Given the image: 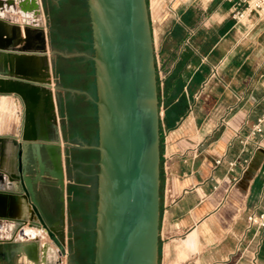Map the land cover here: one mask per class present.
Instances as JSON below:
<instances>
[{
	"label": "crops",
	"instance_id": "crops-1",
	"mask_svg": "<svg viewBox=\"0 0 264 264\" xmlns=\"http://www.w3.org/2000/svg\"><path fill=\"white\" fill-rule=\"evenodd\" d=\"M147 1L152 33L160 36L163 67L165 71L172 72L180 66L183 73L184 85L174 102L184 95L188 103L185 113L174 126L169 127L166 119L163 123L158 264H264V229L250 227L247 222L250 213L264 211V130L256 134L252 132L264 115V5L255 8L254 3L258 0ZM40 2L42 30L48 39V50L59 51L53 56L54 67L59 57L90 58L88 52L65 48L81 47L78 40L82 35L80 30L85 28L88 18L91 24L88 0ZM6 7L4 4L0 8V21L5 33L11 35L12 25H18L21 37H24L23 16L10 12ZM242 11H246L245 16L238 20L235 14ZM53 17L59 18L60 22L53 24ZM187 39L189 43H186ZM31 43L35 47L36 39ZM21 45L14 47L16 52H21ZM185 51L195 55V61L193 57L183 60ZM28 53H35V61L24 64L29 70L40 72L48 58L34 49ZM48 57L51 59L50 54ZM221 58L226 59L221 82L213 80L204 85L212 65ZM13 65H17L15 60ZM193 82L196 85L189 89ZM65 88L68 89L62 90L75 89L78 92H70L91 99L87 90ZM13 100L19 102L20 111ZM228 106L234 109L228 121L223 123L221 116ZM14 112L21 121L10 119ZM23 124L24 104L21 98L16 94H0V135L20 138ZM63 134L62 140L70 142ZM80 134L77 144L88 143ZM50 135L53 139L57 137L55 131ZM12 147L15 148L14 144ZM88 149L91 148H69L73 154L70 161L92 166L95 162L86 159ZM82 154L83 158L79 156ZM17 157L16 148L9 156L7 171L17 166ZM219 158L223 159L221 164L216 163ZM67 159L63 151L64 164ZM234 160L237 165L230 171L228 162ZM65 170L67 189L66 165ZM47 180L56 186L54 179ZM36 190L46 220L54 222V205L46 202L37 184ZM79 210L87 219L90 217V212ZM12 223L0 219V235H7ZM29 228L36 231L35 236L39 234L38 228L42 230L38 261L33 262L46 263L58 255L51 240L45 238L47 232L41 224L29 225ZM62 231L64 250L67 243L77 240L81 254L94 258L95 225L91 228L83 221L72 224L64 218ZM25 232L30 237L34 236ZM45 244L48 248L43 261ZM53 244L58 251V244Z\"/></svg>",
	"mask_w": 264,
	"mask_h": 264
},
{
	"label": "water",
	"instance_id": "water-1",
	"mask_svg": "<svg viewBox=\"0 0 264 264\" xmlns=\"http://www.w3.org/2000/svg\"><path fill=\"white\" fill-rule=\"evenodd\" d=\"M4 4L10 12L23 16L25 35L21 37L18 25H12V34L7 35L0 21V94L21 98L24 124L20 138L0 135V219L41 224L62 254L63 221L46 220L36 184L47 177L55 180L61 218H65L63 151L96 149L99 171L93 264H158L161 118L148 1L88 0L94 49L89 56L95 65L96 96L87 94L97 106L98 141L81 145L61 138L56 92L68 88L53 80V56L59 51L48 50L40 0H0V8ZM32 39L37 41L35 47ZM21 43V52H16L14 47ZM33 49L48 58L38 73L24 64L35 61V53H28ZM49 126L55 129L54 139ZM16 148L22 160L21 176L7 171L9 156ZM30 154L38 163L34 175L27 168ZM19 183L24 191L14 189Z\"/></svg>",
	"mask_w": 264,
	"mask_h": 264
},
{
	"label": "rangeland",
	"instance_id": "rangeland-1",
	"mask_svg": "<svg viewBox=\"0 0 264 264\" xmlns=\"http://www.w3.org/2000/svg\"><path fill=\"white\" fill-rule=\"evenodd\" d=\"M263 6V5H262ZM154 38V49H155V58H156V68H157V78H158V85L160 86L159 94L161 98L159 99V108H160V118H161V125L163 127V123L165 120V111H166V95H165V70L163 67L162 62V53H161V47H160V36L155 33L153 35ZM70 48L72 51H80L79 47H65ZM167 55V54H164ZM169 64V63H168ZM57 82L61 83V79L57 74L55 73V69L53 68V80H56ZM96 91V90H95ZM90 92V91H89ZM58 98H59V107H58V115H59V127L61 126V134L65 137V139L70 140V142L78 143L79 140V128L78 125L75 126V123L72 122L71 116H75L78 118L76 113L78 114L79 111H77L75 105V99L76 95L71 93L70 91L59 89L57 91ZM90 94H92L90 92ZM79 100H83V98L80 97ZM15 107L20 111V104L15 103ZM87 115L89 113H93L90 109L83 110ZM162 113V114H161ZM13 116L10 118L11 120L14 118H18L21 121V117L16 114L15 112L12 114ZM93 114H90L88 116H92ZM98 117V116H97ZM84 122V121H83ZM5 123V122H4ZM85 123V122H84ZM83 126V125H79ZM2 126L0 127V129ZM93 128L97 129L98 131V119L97 122L93 123ZM163 134V133H162ZM81 135V134H80ZM98 141V138H97ZM96 144V143H93ZM67 154V161H66V169H67V179H68V188L65 191L67 202V215L65 217L66 221L72 224H75L77 221H83L87 222L91 228L95 225L96 220V207H97V184H98V171H99V152H94L89 154L88 157L92 156V159H89V161H94L95 164L92 166L90 165H84V164H76L72 163L70 161V157H73L72 152H66ZM77 155V154H76ZM83 155V154H82ZM80 157H84L79 155ZM88 159V158H87ZM87 163V162H86ZM34 173V172H33ZM89 175V177H88ZM88 186L90 190H88ZM20 186H15L14 189H19ZM38 189L40 194L46 199V202L49 204H53L55 209L59 207V203L57 202L56 196L59 192L58 187L53 185L51 182H45V183H39ZM84 200V201H83ZM78 201H81V204L78 203ZM83 201V202H82ZM69 202V203H68ZM82 209L85 211V213H91L90 217H85L83 213L80 212L79 209ZM82 211V212H83ZM29 227L26 223H19V222H13L12 225L9 227V233L7 235H0V264H40L35 263L33 260L27 255L23 254L22 252H14V248H17L19 245L27 243V241H24L18 237V231L22 227ZM80 228V227H79ZM79 228H76L75 230H78ZM39 230V234H42L41 229ZM84 229H79L78 231H83ZM37 236V235H36ZM71 237V236H69ZM46 239L51 240V245L54 248L53 250L58 254L57 256L51 257L49 260H47L46 263L41 264H60L62 261L64 264H90L92 263L94 258H92V255H85L81 254V248L77 245V240L75 242H69L65 246V250H62V254L60 253V250H56L57 247L55 244H53V240L49 237L48 234H45ZM44 239V237H42ZM50 242V241H49ZM94 255V253H93ZM92 258V259H91Z\"/></svg>",
	"mask_w": 264,
	"mask_h": 264
},
{
	"label": "trees",
	"instance_id": "trees-1",
	"mask_svg": "<svg viewBox=\"0 0 264 264\" xmlns=\"http://www.w3.org/2000/svg\"><path fill=\"white\" fill-rule=\"evenodd\" d=\"M60 22L59 18L53 17V24H58ZM78 30V29H77ZM82 32L81 37H78V40L80 41V51H85L90 54H93V42H92V29L91 24L89 22V18L86 22L85 28L80 30ZM79 31V32H80ZM62 48V47H58ZM176 49V48H175ZM172 54L175 52L173 51ZM193 57V58H192ZM183 60L192 58L193 61H195L196 56L193 55L190 51H185L182 56ZM184 63V61H183ZM182 64V61L179 65ZM55 73L57 76L61 79V84L65 87L69 88H76V89H82L90 91L94 96H96V80H95V65L94 61L87 57V56H74V57H59L57 62L55 63ZM183 73L182 70H180V66H178L175 70L167 76L165 81V95H166V104L168 105V108L165 112V119L167 121V124L169 127L174 126L175 122L179 120V118L185 113L188 103L184 95H180L178 101L174 102L175 97H177L184 85L183 81ZM196 82H193L189 84V89H191L192 86L196 85ZM158 91H160V86L158 85ZM83 98V100H79ZM75 99V107L77 109L78 116L75 117L74 115L71 116V120L73 123H75V126L78 125L79 133L83 136L85 141H87L89 144L97 143L98 138V131L97 129L93 128V123L97 122V106L96 104L91 100L87 99L85 95L83 94H76ZM161 98L159 94V99ZM90 109L93 113L91 117L88 116L83 110ZM85 123H84V122ZM79 125H83L82 127ZM163 127L161 125V145H162V138H163ZM94 152H98L96 149H88L86 150L85 154L89 159H92L91 157H88L89 154ZM86 158V159H87ZM162 161V158H161ZM93 264V262H92Z\"/></svg>",
	"mask_w": 264,
	"mask_h": 264
},
{
	"label": "built area",
	"instance_id": "built-area-1",
	"mask_svg": "<svg viewBox=\"0 0 264 264\" xmlns=\"http://www.w3.org/2000/svg\"><path fill=\"white\" fill-rule=\"evenodd\" d=\"M262 5H264V0H258L254 3L255 8H261ZM246 11L238 12L235 14V17L240 20L245 16ZM186 43H189V39L186 40ZM226 59L221 58L219 59L214 65H212L210 69V74L207 80L205 81L204 85H207L211 83L213 80H216L217 82H221L222 79V67L225 65ZM171 73V70L165 71V77ZM233 107L228 106L226 109V112H224L221 116V121L223 123H226L228 121V118L233 111ZM162 114V113H161ZM263 125H264V115L259 119L258 123L253 128V133H261L263 132ZM223 162V159H217L216 163L221 164ZM237 165V161H229L228 166L229 170L233 171L235 166ZM247 222L250 227H256V229H264V211L261 212H252L247 216Z\"/></svg>",
	"mask_w": 264,
	"mask_h": 264
},
{
	"label": "bare ground",
	"instance_id": "bare-ground-1",
	"mask_svg": "<svg viewBox=\"0 0 264 264\" xmlns=\"http://www.w3.org/2000/svg\"><path fill=\"white\" fill-rule=\"evenodd\" d=\"M243 20V19H242ZM245 20V19H244ZM243 20V21H244ZM29 225V224H28ZM34 226V225H30ZM25 231L31 232L33 237H30L29 234H27ZM36 231L33 229L29 228L28 226L24 230V226L18 231V237L24 241H27V243L19 245L17 248H14V252H22L27 254L33 261H38V250H39V240H40V235L35 236ZM48 245L45 244L43 246V257L42 260H46V251H47Z\"/></svg>",
	"mask_w": 264,
	"mask_h": 264
},
{
	"label": "flooded vegetation",
	"instance_id": "flooded-vegetation-1",
	"mask_svg": "<svg viewBox=\"0 0 264 264\" xmlns=\"http://www.w3.org/2000/svg\"><path fill=\"white\" fill-rule=\"evenodd\" d=\"M54 131H55L54 127L53 126H49V133L50 134L54 133ZM43 155H44V159L46 160V165L50 166L51 164H50L48 156L46 155V153H43ZM35 161L36 160L33 159V156L31 154V156L29 157L27 168L29 170V173H31L32 175H34V173H35ZM21 164H22V160H21V157L18 155V157H17V166L14 165L12 168H10L9 174L10 175L15 174V175H20L21 176V174H22V172L20 170ZM37 166H38V163L36 161V168H37ZM48 178H50V177H47L46 179H48ZM45 182H48V180L45 181ZM45 182H38L37 185L39 183H45ZM19 186H20V188L17 189V190L24 191V188L22 187L21 183H19ZM56 187H58V189H59V186L56 185ZM56 199H57V202L59 203L60 206L55 209V221L58 220V219L63 221L64 218H61L62 202L60 200V190H59V192H58V194L56 196Z\"/></svg>",
	"mask_w": 264,
	"mask_h": 264
}]
</instances>
